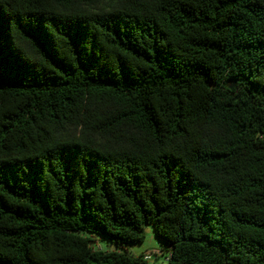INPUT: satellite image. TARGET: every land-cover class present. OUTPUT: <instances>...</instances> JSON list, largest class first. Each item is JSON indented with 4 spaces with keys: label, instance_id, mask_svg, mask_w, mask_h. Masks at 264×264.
Instances as JSON below:
<instances>
[{
    "label": "trees",
    "instance_id": "16d2710c",
    "mask_svg": "<svg viewBox=\"0 0 264 264\" xmlns=\"http://www.w3.org/2000/svg\"><path fill=\"white\" fill-rule=\"evenodd\" d=\"M148 226L264 264V0H0V264H146Z\"/></svg>",
    "mask_w": 264,
    "mask_h": 264
},
{
    "label": "rangeland",
    "instance_id": "374dc122",
    "mask_svg": "<svg viewBox=\"0 0 264 264\" xmlns=\"http://www.w3.org/2000/svg\"><path fill=\"white\" fill-rule=\"evenodd\" d=\"M145 236L146 239L143 243L130 245L128 247L130 254L135 257H138L142 254L152 255V259L148 260L146 264H168L167 258L169 257V253L162 251L164 247L155 238L153 228L151 226L145 228ZM99 245L101 246L103 251H117L116 247L110 244V242H108L107 240H100ZM161 251L163 252V255H161Z\"/></svg>",
    "mask_w": 264,
    "mask_h": 264
},
{
    "label": "built area",
    "instance_id": "2783aa9c",
    "mask_svg": "<svg viewBox=\"0 0 264 264\" xmlns=\"http://www.w3.org/2000/svg\"><path fill=\"white\" fill-rule=\"evenodd\" d=\"M144 259H145L146 261L151 260V259H152V255H150V254H146L145 257H144Z\"/></svg>",
    "mask_w": 264,
    "mask_h": 264
}]
</instances>
